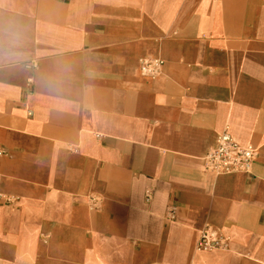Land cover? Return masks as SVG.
<instances>
[{
	"label": "crops",
	"instance_id": "0c3cea01",
	"mask_svg": "<svg viewBox=\"0 0 264 264\" xmlns=\"http://www.w3.org/2000/svg\"><path fill=\"white\" fill-rule=\"evenodd\" d=\"M0 146V264H264V0H0Z\"/></svg>",
	"mask_w": 264,
	"mask_h": 264
},
{
	"label": "built area",
	"instance_id": "2783aa9c",
	"mask_svg": "<svg viewBox=\"0 0 264 264\" xmlns=\"http://www.w3.org/2000/svg\"><path fill=\"white\" fill-rule=\"evenodd\" d=\"M163 59L158 57L145 56L140 59L141 75L154 78L161 72ZM6 150L0 146V155ZM257 157V149L253 145L239 144L231 134L225 130L217 136L216 144L209 149L202 157L203 167L207 171L215 173L228 172H249L253 161ZM9 200V199H7ZM94 203L96 198H91ZM171 218H173L171 216ZM222 245V238L211 227L202 229L197 247L200 249H210Z\"/></svg>",
	"mask_w": 264,
	"mask_h": 264
}]
</instances>
